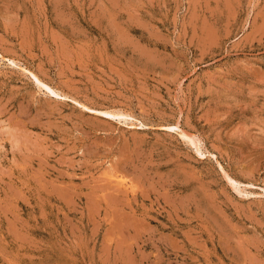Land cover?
<instances>
[{
  "label": "rangeland",
  "instance_id": "1",
  "mask_svg": "<svg viewBox=\"0 0 264 264\" xmlns=\"http://www.w3.org/2000/svg\"><path fill=\"white\" fill-rule=\"evenodd\" d=\"M0 264H264V0H0Z\"/></svg>",
  "mask_w": 264,
  "mask_h": 264
},
{
  "label": "bare ground",
  "instance_id": "2",
  "mask_svg": "<svg viewBox=\"0 0 264 264\" xmlns=\"http://www.w3.org/2000/svg\"><path fill=\"white\" fill-rule=\"evenodd\" d=\"M35 76V78H37V80L39 81V83L40 84H42V85H44V86H46L47 88H49L50 89V87H49V85H47L46 83H43L36 75H34ZM52 89V88H51ZM75 102H76V100H75ZM79 104V103H78ZM83 106H84V104H83ZM86 107V106H85ZM107 112V111H106ZM105 112V113H106ZM30 137V136H29ZM37 146V145H36ZM40 147V146H39ZM126 186V185H125ZM249 262V261H248Z\"/></svg>",
  "mask_w": 264,
  "mask_h": 264
}]
</instances>
